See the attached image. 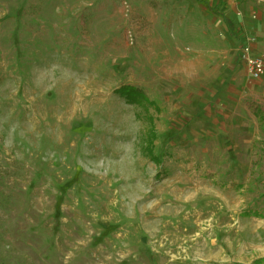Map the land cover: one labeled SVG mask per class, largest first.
I'll return each mask as SVG.
<instances>
[{
  "label": "rangeland",
  "instance_id": "374dc122",
  "mask_svg": "<svg viewBox=\"0 0 264 264\" xmlns=\"http://www.w3.org/2000/svg\"><path fill=\"white\" fill-rule=\"evenodd\" d=\"M250 38L257 0H0V264H264Z\"/></svg>",
  "mask_w": 264,
  "mask_h": 264
},
{
  "label": "built area",
  "instance_id": "2783aa9c",
  "mask_svg": "<svg viewBox=\"0 0 264 264\" xmlns=\"http://www.w3.org/2000/svg\"><path fill=\"white\" fill-rule=\"evenodd\" d=\"M254 39L250 38L243 42L238 52V60L243 65L250 80L264 79V52L254 54L252 52V43Z\"/></svg>",
  "mask_w": 264,
  "mask_h": 264
},
{
  "label": "trees",
  "instance_id": "16d2710c",
  "mask_svg": "<svg viewBox=\"0 0 264 264\" xmlns=\"http://www.w3.org/2000/svg\"><path fill=\"white\" fill-rule=\"evenodd\" d=\"M115 94L123 98L127 103L131 105L142 107L144 109H146L147 107L156 109L155 104L148 99V97L142 90L138 88L122 86L115 90ZM144 150L148 157H150L155 163H158L157 160H155V158L153 157L152 149L149 146H147Z\"/></svg>",
  "mask_w": 264,
  "mask_h": 264
},
{
  "label": "crops",
  "instance_id": "0c3cea01",
  "mask_svg": "<svg viewBox=\"0 0 264 264\" xmlns=\"http://www.w3.org/2000/svg\"><path fill=\"white\" fill-rule=\"evenodd\" d=\"M217 1V0H216ZM257 1H259V2H263L264 3V0H257ZM252 39H254V38H252ZM256 42V40L254 39V42L252 43V52H255V49H256V46H254V43ZM243 44V43H242ZM256 54H259L260 52H255ZM239 61V60H238ZM249 78V77H248ZM261 80H264V79H261ZM251 81H254V80H251ZM256 81H260V80H256ZM235 107V109L233 110V112H232V115H233V119H232V121H233V123L234 124H239V122H240V117L241 116H243V115H245V114H247V108L246 107H241V108H238L237 107V104H235L234 105ZM241 111H243V114H242V112ZM243 119H244V117H243ZM243 122V123H242ZM241 122V125L242 124H244V121H242ZM230 151H231V153L233 152L234 154H239V153H241V149H240V147H239V145H237L236 144V146H234L233 145V147H231V149H230ZM235 165V164H234Z\"/></svg>",
  "mask_w": 264,
  "mask_h": 264
}]
</instances>
